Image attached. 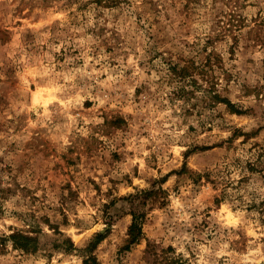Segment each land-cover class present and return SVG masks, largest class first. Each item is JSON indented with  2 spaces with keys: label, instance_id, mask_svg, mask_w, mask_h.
Segmentation results:
<instances>
[{
  "label": "rangeland",
  "instance_id": "1",
  "mask_svg": "<svg viewBox=\"0 0 264 264\" xmlns=\"http://www.w3.org/2000/svg\"><path fill=\"white\" fill-rule=\"evenodd\" d=\"M262 207L264 0H0V264H264Z\"/></svg>",
  "mask_w": 264,
  "mask_h": 264
},
{
  "label": "trees",
  "instance_id": "2",
  "mask_svg": "<svg viewBox=\"0 0 264 264\" xmlns=\"http://www.w3.org/2000/svg\"><path fill=\"white\" fill-rule=\"evenodd\" d=\"M96 1L99 2L102 0ZM105 2L116 3V0H105ZM217 67L225 70L223 64L220 63V61H217V63L212 62L211 51L208 53V56L205 60L183 58L182 60L172 62L169 65V75L170 78L176 82V91L179 93V95H184L189 92L195 93L196 90L202 91L204 95L210 99V101L225 102L234 111L241 112V110L235 106L231 99L228 96H224L218 88L220 81L217 78ZM245 134L248 136L250 135V133ZM254 168L255 166L251 165V169L253 170ZM200 174L202 175V173ZM211 174H213V172H208L205 174V176L210 179ZM215 174L217 175L218 173ZM242 178H240L239 181ZM231 183L233 185L235 184L233 180H230V182L228 180L226 182L225 186L223 187L222 196L229 194L228 186L229 184L232 185ZM216 200L221 201V198L217 197ZM262 210L264 212V207H262ZM130 233L132 237L127 245L128 249L138 241L139 237L143 233V222L137 213L134 214V220L131 225ZM103 235H105L104 232H99L96 241L87 246V253L85 254L84 259L85 264H99L98 257L93 252L97 243L102 239L101 237ZM9 238L12 240L16 248H21L26 251H35L38 248V237L30 233L15 231L9 235ZM66 241L68 242L67 246L65 247L67 250L70 251L71 249L75 248V243L70 237L66 238Z\"/></svg>",
  "mask_w": 264,
  "mask_h": 264
}]
</instances>
